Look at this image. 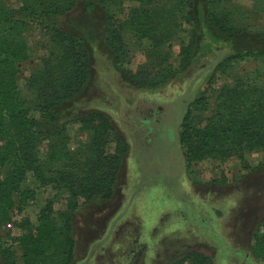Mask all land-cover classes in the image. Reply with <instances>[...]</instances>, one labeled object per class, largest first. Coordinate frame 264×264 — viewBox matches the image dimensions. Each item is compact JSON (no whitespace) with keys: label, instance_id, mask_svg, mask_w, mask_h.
<instances>
[{"label":"rangeland","instance_id":"obj_1","mask_svg":"<svg viewBox=\"0 0 264 264\" xmlns=\"http://www.w3.org/2000/svg\"><path fill=\"white\" fill-rule=\"evenodd\" d=\"M181 1L159 0L154 7L157 41L129 28L124 31L128 63L123 67L135 79L114 64L102 42L95 41L100 36L95 35L90 42L93 67L88 81L59 108L54 126L43 127L51 133L36 147L39 160L68 149L73 152L69 161L83 160L91 133L71 120L95 110L110 115L129 144L111 196L95 197L72 211L77 243L74 264H170L192 251L203 253L212 264H264L256 257L252 242L264 215V150L250 154L245 167L235 157L208 158L188 165L180 142L188 111L193 126L204 127L216 111L220 93L243 75L264 67L252 57L222 63L236 51L264 50V0H213L212 6L210 0L197 3L204 37L184 66L178 32L187 25ZM22 2L1 0L0 6L17 9ZM131 5L135 3L116 7L119 18ZM210 9L227 13L241 32L237 39L210 32ZM97 11L87 12L80 4L52 21L62 29L87 34L86 22L103 21ZM22 31L28 57L19 66L17 86L21 95L28 97L27 83L42 69L56 43L48 30L34 24L24 25ZM144 68L158 78L167 75L164 82L140 86L136 76ZM116 145L110 137V150ZM33 180L30 175L28 184L36 190L35 199L20 208L15 196L14 208L0 229V264H8L9 251L16 263L22 261L19 239L38 225L47 202L51 216L60 221L68 209V193L38 186Z\"/></svg>","mask_w":264,"mask_h":264},{"label":"trees","instance_id":"obj_2","mask_svg":"<svg viewBox=\"0 0 264 264\" xmlns=\"http://www.w3.org/2000/svg\"><path fill=\"white\" fill-rule=\"evenodd\" d=\"M158 1L23 0L17 9L0 6V229L14 208L15 196L19 198L20 208L35 199L36 190L28 184L30 175L38 186H51L68 193V209L62 214V220L51 216V204L47 202L39 213L38 225L19 239L22 261L16 263L14 253L9 251L5 252L8 264H74L77 243L72 211L90 203L95 197L111 196L129 144L112 117L95 110L71 120V123L91 133L83 160L69 161L73 157L69 149L63 154L52 152L48 159L39 160L36 147L51 133L43 127L54 126L59 108L78 95L88 81L93 67L90 42L95 35L100 36L95 37V41L102 42L114 64L135 79L124 68L128 63L124 31L129 28L138 36L157 41L153 23L158 18L154 8H157ZM201 1L182 0L180 3L187 25L178 32L183 66L201 46L203 34L199 28L198 6L196 8ZM125 2L135 3V6L131 5L125 16L119 18L115 9ZM80 4L85 5L87 12L98 10L103 18L102 22H86L87 34L62 29L52 21V18L66 15ZM209 4L215 5L213 0ZM208 23L210 32L220 37L237 39L241 33L227 13L220 9H210ZM26 24L48 30L58 45L53 44L44 58L42 69L31 76L26 85L30 95L23 97L17 86V75L21 62L28 57L22 31ZM86 29L79 30L83 33ZM186 34L187 40L184 39ZM233 54L222 63L247 57L264 63V50L236 51ZM166 76L158 78L151 72L148 74L144 68L136 79L140 86L151 87L163 83ZM110 137L117 143L113 151L110 150ZM180 142L185 148L188 165L208 158L227 160L235 157L244 167L248 166V156L264 150V67L243 75L226 87L217 98L214 115L204 127L193 126L188 111L182 123ZM252 242L256 257L264 260V215ZM3 261H6L5 257ZM170 264L212 262L203 253L192 251Z\"/></svg>","mask_w":264,"mask_h":264}]
</instances>
